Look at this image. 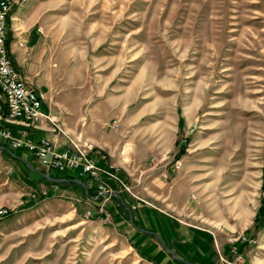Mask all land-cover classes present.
<instances>
[{
  "label": "rangeland",
  "instance_id": "obj_1",
  "mask_svg": "<svg viewBox=\"0 0 264 264\" xmlns=\"http://www.w3.org/2000/svg\"><path fill=\"white\" fill-rule=\"evenodd\" d=\"M12 1L18 36L39 35L40 81L61 110L51 129L98 148L120 179L84 183L92 201L115 197L133 225L148 205L209 229L215 264H264V0ZM12 169L0 171V264H161L156 244L188 264L73 190L28 193Z\"/></svg>",
  "mask_w": 264,
  "mask_h": 264
},
{
  "label": "crops",
  "instance_id": "obj_2",
  "mask_svg": "<svg viewBox=\"0 0 264 264\" xmlns=\"http://www.w3.org/2000/svg\"><path fill=\"white\" fill-rule=\"evenodd\" d=\"M19 7V5L14 7L8 21L9 27L13 29L11 34L8 31L10 54L15 64L21 68L27 79L43 94L42 109L52 115H58L61 110L51 106V103L46 98L44 81H40V74L44 70L45 64L43 63V67L40 65L42 60V49L39 47L40 42L39 35L36 33L37 31L26 33L23 38L21 37L22 39L18 36L20 30H18V26L14 22V19L16 18V12ZM19 40L23 42V45L18 44ZM31 135L36 139L46 135L59 147L67 145L71 137L82 140L80 136L74 137L65 130L62 133L55 132L51 129L50 122L46 118L40 120L39 127L31 129ZM80 142L81 141H79V143ZM92 153L95 156L96 164L100 167H105L107 164V159H105L106 155L100 154L98 148H95ZM6 164L13 167L11 173L27 188L28 193H34L40 190L52 191V189L58 186L64 190H73L75 192V198L95 204L101 203L108 208L110 210V216L112 215L113 224L123 232H127L129 236H134L135 239H142L146 241L147 244H152L153 246V244L156 243L155 239L152 238L149 233H146L148 231H145L152 230L157 232L168 246L181 257L202 264H215L213 255H211L213 261H210V257H205L210 255V253H214L210 238L209 236L200 234V232H210L209 229H205L204 231V229H196L195 226L190 227L184 225L177 221L178 218L176 216L163 213L148 205L138 207L132 212L135 221V225H133L129 218V211L127 210L126 212L123 210L122 207L118 205L115 197H102L96 202L92 201V199L87 196L86 189L82 184L65 180L66 177H56V173L60 174L62 172L50 169L48 166L42 164L26 149L10 150L8 144L0 138V171H2ZM53 178H58V180H54ZM92 181L94 182V180H91L88 184H93ZM96 211L98 213L100 212L98 215H104L107 210L97 208ZM215 231L221 232V230ZM154 247V252L161 257V264H183L174 260L171 261L167 254L162 255L161 248L158 244ZM208 260L209 262H207Z\"/></svg>",
  "mask_w": 264,
  "mask_h": 264
},
{
  "label": "built area",
  "instance_id": "obj_3",
  "mask_svg": "<svg viewBox=\"0 0 264 264\" xmlns=\"http://www.w3.org/2000/svg\"><path fill=\"white\" fill-rule=\"evenodd\" d=\"M15 3L12 0H0V138L12 149L30 151L50 169L89 176L94 181L100 180L103 174L117 178L115 170L110 169L112 164L105 167L96 164L91 144L86 148L70 139L67 145L59 147L46 135L38 139L31 135V129L39 127L42 118L51 121L54 129L61 128L55 116L42 109L43 94L26 78L10 54L7 31ZM18 44L23 45V42L19 40ZM117 179L120 180L119 177ZM97 188L102 192L106 184L100 181ZM6 212L7 209H0V214ZM87 214L91 215L92 210H87ZM107 215H110L109 211L101 217Z\"/></svg>",
  "mask_w": 264,
  "mask_h": 264
},
{
  "label": "trees",
  "instance_id": "obj_4",
  "mask_svg": "<svg viewBox=\"0 0 264 264\" xmlns=\"http://www.w3.org/2000/svg\"><path fill=\"white\" fill-rule=\"evenodd\" d=\"M7 40H9V36H7ZM180 123H181V119H180ZM179 143V138H177L175 140V145H178ZM184 146L181 145L178 152H177V155L183 153L184 151ZM62 173L58 174L56 173L55 176L56 177H66V178H75V177H79L76 173H68V172H64V171H60ZM82 180H84L85 183H88V181L90 180H93L92 178H90L89 176H81L80 177ZM70 182H75V181H72V180H69ZM76 183V182H75ZM87 196L90 198V196H94L96 194V190L93 188V186L91 185H88L87 187ZM91 199V198H90ZM100 198H97V199H94V202H96L97 200H99ZM261 209V208H260ZM260 212V210H258V213ZM257 213V214H258ZM257 214L255 215L256 219L258 218ZM134 221V220H133ZM135 222V221H134Z\"/></svg>",
  "mask_w": 264,
  "mask_h": 264
},
{
  "label": "water",
  "instance_id": "obj_5",
  "mask_svg": "<svg viewBox=\"0 0 264 264\" xmlns=\"http://www.w3.org/2000/svg\"><path fill=\"white\" fill-rule=\"evenodd\" d=\"M49 177H51V176H49ZM53 179H54V180H58V178H53ZM61 179H63V178H61ZM73 180H75L76 182L81 183V184L85 187V189H86V186H85L84 182L81 181L79 178H73ZM86 190H87V189H86ZM130 219H131V221H132V215H131V213H130ZM145 231H148V232L154 234V235L160 240V242L164 245V248H165L168 252H170L175 258H177V259H179V260H182V261H184V262H186V263H188V264H195V263L192 262V261L186 260V259H184V258L178 256V255L176 254V252H174L170 247H168L167 245H165L164 240L162 239V237H161L157 232H154V231H152V230H145Z\"/></svg>",
  "mask_w": 264,
  "mask_h": 264
}]
</instances>
